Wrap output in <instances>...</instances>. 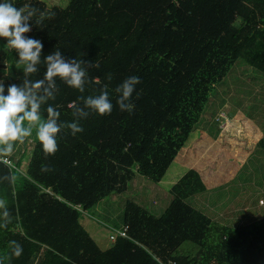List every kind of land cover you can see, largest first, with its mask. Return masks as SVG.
<instances>
[{"label":"trees","instance_id":"1","mask_svg":"<svg viewBox=\"0 0 264 264\" xmlns=\"http://www.w3.org/2000/svg\"><path fill=\"white\" fill-rule=\"evenodd\" d=\"M67 1L61 6L56 0H7L34 10L25 35L40 40L43 49L31 79L43 78V57L59 49L66 58L93 65L83 93L57 80L58 92L48 104L58 106L60 121L72 122L69 105L82 104L81 96L98 95L105 85L113 109L80 120L84 131L75 136L62 130L57 152L47 159L32 136L24 171L19 167L27 155L13 154L11 169L0 165V177L15 176L11 184L0 180V198L13 215L0 228V264H264V210L253 208L263 214H246V222L226 213L228 221H215L198 204L207 187L192 168L171 185V199L158 214L148 203L127 199L119 226L128 227L127 236L109 239L105 249L80 221L81 210L129 191L137 176L161 182L211 113H221L230 100L242 104L227 85L238 62L264 79V0ZM5 43L0 38V47ZM17 59L15 53L0 51L5 95L10 84L21 83ZM133 75L140 78L132 95L134 109L121 112L115 88ZM222 85L229 100L219 91ZM254 93L250 90L245 99ZM259 101L254 98L253 110H264ZM47 106L41 108L42 119ZM220 113L213 120L214 136L223 121ZM261 128L256 146L264 152V124ZM208 129H213L210 123ZM23 149L28 152L29 146ZM45 165L50 170L42 172ZM11 241L22 247L19 257Z\"/></svg>","mask_w":264,"mask_h":264},{"label":"rangeland","instance_id":"2","mask_svg":"<svg viewBox=\"0 0 264 264\" xmlns=\"http://www.w3.org/2000/svg\"><path fill=\"white\" fill-rule=\"evenodd\" d=\"M56 1L61 6L68 3L67 0ZM242 62H238L230 73V84L227 83L232 87L229 93L236 94L237 99H243L242 104H236L233 100L227 101L230 97L222 85L221 88H224L219 91H222L227 102L221 113L218 109L215 110L207 124L200 126L199 134L193 133L190 136L159 184L137 176L129 191L113 193L101 200L95 208L81 210V223L101 248L105 249L110 245L108 236L113 232L112 228L122 225L120 214L127 199L148 203L158 214L171 199V185L190 168L201 175L207 187V193L200 196L202 200L198 204L203 208V212L212 215L215 221H228L223 213L231 220L241 218L244 222L247 221L244 217L246 214L249 218L261 217L263 212L256 214L255 210H264V152L257 148L256 142L264 124V110H253V100L258 97L259 104H264V79ZM252 89L253 93H256L245 99V95ZM216 96L220 98L219 94ZM247 104L252 107L248 108ZM219 113L223 121L218 124L219 134L214 136L213 130L218 129L213 120ZM208 118L206 117V121ZM209 123L212 130L208 129ZM33 133L32 138H35V131ZM32 138L22 145H17L13 153L15 156L27 155L19 167L21 171H24L28 162L30 148L34 144ZM24 145L29 146L28 152L23 153ZM259 197L261 199H258ZM236 211H239V214H236ZM243 211H246L244 215Z\"/></svg>","mask_w":264,"mask_h":264},{"label":"clouds","instance_id":"3","mask_svg":"<svg viewBox=\"0 0 264 264\" xmlns=\"http://www.w3.org/2000/svg\"><path fill=\"white\" fill-rule=\"evenodd\" d=\"M34 10L17 8L12 3L0 2V38L6 43L0 51L15 53L18 57L17 67L22 69V79L19 85L10 84L5 95L4 80H0V165L11 169L13 155L17 145H22L33 136L42 145L45 159L55 155L58 150L57 137L62 130L68 129L75 136L84 129L80 120L90 115L104 116L111 113L113 103L110 99L107 85L98 95L81 96L82 104L69 105L73 121H60L58 106L48 104L54 100L58 92L57 80L70 88L83 93L89 82L87 69L92 67L90 61L66 58L59 49L43 57L45 71L43 78L32 80L31 76L39 71L43 44L40 40L26 36L31 31ZM98 67V65H96ZM111 80V74L107 77ZM140 83L138 76L126 77L116 88V105L121 112L132 113L134 104L132 95ZM47 104L46 118H41V108ZM50 169L45 165L41 171ZM0 180L13 183L15 176L6 174ZM13 219L8 202L0 198V228H6ZM110 235V234H109ZM13 255L19 257L22 247L11 241Z\"/></svg>","mask_w":264,"mask_h":264},{"label":"built area","instance_id":"4","mask_svg":"<svg viewBox=\"0 0 264 264\" xmlns=\"http://www.w3.org/2000/svg\"><path fill=\"white\" fill-rule=\"evenodd\" d=\"M127 226H123L122 228H112V233L108 236L111 241L115 240L118 237H126L127 236Z\"/></svg>","mask_w":264,"mask_h":264},{"label":"water","instance_id":"5","mask_svg":"<svg viewBox=\"0 0 264 264\" xmlns=\"http://www.w3.org/2000/svg\"><path fill=\"white\" fill-rule=\"evenodd\" d=\"M1 67H5V64H0Z\"/></svg>","mask_w":264,"mask_h":264}]
</instances>
